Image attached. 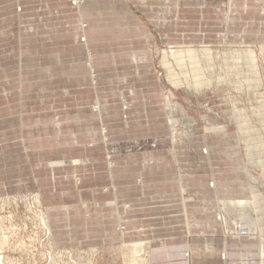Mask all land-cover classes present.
Returning <instances> with one entry per match:
<instances>
[{"label":"rangeland","instance_id":"1","mask_svg":"<svg viewBox=\"0 0 264 264\" xmlns=\"http://www.w3.org/2000/svg\"><path fill=\"white\" fill-rule=\"evenodd\" d=\"M71 1L0 0V31L7 29L8 32L7 38L0 41V66L6 67L4 71L8 73L0 81H10L9 86L18 81L13 88L20 89L11 93L0 91L4 96L10 95L9 103L13 105L12 110L0 111V119L13 117L16 124L22 121L21 125L25 127L36 123L41 127H52V138L57 143L51 145L55 147L70 143L68 134L77 135L80 131L85 134L84 146L92 147L98 142L99 134L102 136L112 124L125 126L133 123L135 127L130 137L136 139L130 140V144L111 147L105 143L104 148L93 152L99 154L97 156L104 160L109 170L113 168L114 159L125 162L120 164L122 166L136 164L137 203L133 204L134 208L130 204L119 206L124 212L133 211L129 216H116V228L120 234L113 233L114 227L103 228L102 240L94 237L90 241L85 238L76 241L73 237L69 241L63 235L58 237L56 227L64 225V221L70 218L81 222L83 227L89 224L96 228L99 221L94 211L83 209L77 211L80 213L52 212L47 215L54 206L43 200L46 193L43 188L0 191V244L3 246L0 247V264H72V261L73 264H125L119 245L145 240L150 264H262L259 238L256 237V241L239 239L235 232L242 221L256 222L264 228V216L252 204V188L257 187L264 195V173L257 167L256 157L252 163L248 162L245 137L237 127L239 113L243 111L253 131L260 132L259 136L256 131L249 132L247 139L249 143L261 142L263 150L260 148L257 153L264 159V58L259 52L264 46V38L255 34L253 37L243 36L242 31L237 36L231 35L227 27L233 0H86L83 5L79 0L80 7ZM215 8L219 10L217 14H214ZM201 9L212 12H200ZM131 16L146 28H137V24L130 22ZM199 24L205 28L197 30ZM244 33L249 34L248 31ZM16 36L23 44L18 53L12 48ZM205 46L214 52V56L237 49L255 51L258 74L248 72L242 60L231 70L219 59L215 62L214 72L207 75L213 83L211 88L198 92L173 89L161 66L162 53L170 48L199 50ZM143 53L151 61H145ZM219 77H225L226 81L219 84ZM254 80H258L257 89L252 84ZM32 92L40 97V102H30L32 97H27ZM20 93L26 98L24 103L19 98ZM166 98L172 103V111L165 106ZM66 126L68 129H64ZM219 127H224L225 131L214 130ZM48 131L49 128L43 129L41 136L49 139ZM73 151L57 149L54 157L50 153L41 157L48 169L70 168L78 185L82 176L76 168L88 164L86 157H79L78 152ZM35 160L39 159L36 157ZM151 165H169L179 175L175 196L168 194L159 201L157 197L149 199L150 205L163 201L167 209L178 206L176 211L167 210L162 215L167 226L181 223L183 226L182 230L170 232L179 242L178 252L173 250L172 257L170 251L162 256L155 251L153 255L151 253L153 241L159 238L169 241L170 236L164 234L168 236L165 238L162 235L166 231L152 229V235H149L144 228L149 226L144 220L150 213L145 212L149 204L143 199V172ZM179 168L184 173L182 183ZM68 178L65 176L64 179ZM255 178L257 181H253ZM235 201L248 202L250 206L241 212L228 203ZM115 235L119 236L116 243L106 239ZM128 236L133 238L129 240ZM154 256L164 258L156 260Z\"/></svg>","mask_w":264,"mask_h":264},{"label":"crops","instance_id":"2","mask_svg":"<svg viewBox=\"0 0 264 264\" xmlns=\"http://www.w3.org/2000/svg\"><path fill=\"white\" fill-rule=\"evenodd\" d=\"M82 1V5L83 3L87 2L86 0ZM21 2L22 1H20V3ZM232 2L233 3H231L229 9L230 11L228 12V21L230 24L227 27V30L230 31L231 35L233 37L235 35L237 36L239 35L237 33L239 31H242L243 36L246 35L249 37H253V35L255 34L256 37L263 39L264 0H233ZM17 3H19V1ZM19 11L22 10L19 9ZM193 12H196V10ZM200 12L209 13L212 11H206L205 9H201ZM217 12H219V10L215 8L214 14H217ZM20 16L18 17L19 22L21 21ZM131 19L132 20H130V22L137 24V28H146L134 16H131ZM4 24L6 25V23ZM196 27L197 30H203L205 28V26L201 24ZM209 28L212 29L211 24H209ZM218 30L220 31V28ZM246 31H248L249 34H245L244 32ZM7 33V29L5 31H0V41L7 38ZM18 34L19 32L17 30V35ZM12 48H15V50L13 51H16V53H18V49L23 48L22 40L19 39V36H16L15 43L12 45ZM5 69L6 67H3V65L0 66V80H4L5 77L3 78V75L8 73V71H4ZM9 82L10 81H0V91L4 90L7 91V93H11L14 91L18 92L20 90L18 87L17 88L19 90L17 88H13L14 86H17L19 84H17L18 81H16V83L12 86H9ZM32 88L31 90H33ZM22 95L23 93H20L19 98L24 103L26 98ZM8 96L0 94V111H7L8 109L12 110L13 105L9 103L11 99L8 98ZM27 98H31V101L29 100L30 102H40V97L38 95H35V93L33 92L32 95H28ZM32 107L33 106H30V108L34 110ZM102 110L103 111L101 114L105 113L104 109ZM21 123L22 121L19 123V125L16 124V121L13 119V117L0 119V191H24L27 189H34L36 187L40 189L43 188L46 191L43 196V200L49 206H54V209H52L53 212H61V210L63 209H76L83 207L87 208L86 211H94L99 221V225L96 228H91L89 224L88 226L83 227L81 222H74L70 218L67 219V221H64V225L59 226V228L56 227L58 237H60V235H63L67 238L75 237L76 241L84 238L86 239V241H90L91 239H94V237H96V239L99 237L100 240H102L101 230L103 228L110 229L113 227H117L116 216L121 214H132V210L130 211L128 209L127 212H124V209L119 206L121 204H130L131 207L134 208L133 204L135 205V203H137L136 200L138 195V188L135 182L136 164L131 165L130 163H128L122 166L120 164H124L125 162L119 163L116 159H114L113 168L109 170L106 168L104 160L97 156L99 155L98 153L94 155L95 152H93V150L97 148L101 150L102 148H104L105 143L111 147H120L122 144L127 143L130 144V140L136 139L130 137V135H132L131 130L133 127H135L133 126V123H127L125 126L121 124H112L106 129V137H104V135L101 136L99 134V140L97 139L98 142L92 147L84 146L85 142L83 141V135L85 134H83L82 131L77 132V135H75L74 133V135L68 134L69 136H67V139H71V142L65 143V145H57L55 147L51 145L57 143V141H53L54 138H52V127H41L40 123L30 124L29 126L25 127L24 125H21ZM64 124L68 125V122H65ZM48 128V133L50 136L49 139H45L43 136H41V134H43L42 130H48ZM64 129H68V127L66 126ZM121 134L128 136H124ZM56 138L59 137L56 136ZM100 140H102V142H100ZM42 143H44V145H41ZM57 149H66L70 152L74 150L75 152H78L79 157L87 158L88 165L84 164L76 168L78 169L77 172L80 171V176H82L80 177L81 181L78 185L73 180V177L71 175L72 171L70 168H56L57 170H53L54 168L48 169L46 167V163H42L41 156L50 153V155L54 157L55 154H57ZM36 157L39 159L38 161L35 160ZM34 160L37 161L38 164L35 163ZM144 171L145 172H143V199L146 204H149L148 206L146 205L147 208L145 207V212H147L148 214L150 213V215H147L148 217L144 220L145 224H149V226L144 228L146 232L149 233V235H152L150 234L152 229H162V231H166L162 235L167 234L171 237L169 241L166 242L161 241L160 238L157 241H153L151 243L153 249L151 253L153 255L155 251V247H153L154 245H157L158 247L159 245L163 244L161 245L163 248L162 250H169V256L172 257L173 250L178 252V250L176 249H178L177 244L179 242L177 243L172 238L173 236L170 232L182 230L183 226L182 223L181 225L170 224L167 226L166 223L168 222L165 221L166 219L162 215L168 211H176L178 206L167 209L163 205V201L161 204L150 205L151 203L149 199L157 197L159 198L157 201H159L163 200V197L165 198L168 194H173L175 196L179 185V175L176 172V169L169 165H151L150 167H148V169ZM106 172H108V179L106 177ZM65 176H69V178L64 179ZM10 183L14 186H9L8 184ZM52 183H54V185H51ZM108 204L111 205L109 206ZM77 211H72L71 214ZM89 222L93 223L91 221H88V223ZM61 227L64 228V231L60 230ZM135 235L136 233L134 232V236ZM168 236H165V238H167ZM128 238L130 240L133 237L128 236ZM154 258L157 260L162 259L164 257L157 256L156 258L154 256Z\"/></svg>","mask_w":264,"mask_h":264},{"label":"bare ground","instance_id":"3","mask_svg":"<svg viewBox=\"0 0 264 264\" xmlns=\"http://www.w3.org/2000/svg\"><path fill=\"white\" fill-rule=\"evenodd\" d=\"M71 3L77 5V7H80V1L79 0H73L71 1ZM226 6V5H225ZM227 7V6H226ZM229 7V6H228ZM86 31V30H85ZM86 33V32H84ZM223 40V39H222ZM206 44V43H204ZM208 44V43H207ZM223 44V43H222ZM171 46V45H170ZM212 47V46H211ZM256 48V47H255ZM167 50V49H165ZM255 50V49H254ZM216 51V50H215ZM219 51V50H218ZM162 52V51H161ZM258 51H256L257 53ZM260 52V56L262 58H264V46L260 48L259 50ZM214 53V52H213ZM212 53V50L209 49L208 47H204L203 49H199V50H195V49H191V48H178V49H173L170 48L168 51H164L162 53V61H161V66L164 69L165 73H166V79L167 82L172 86L173 89L178 90V89H182V88H186L191 91H195L198 92L204 88H211L212 86V80L210 79V77H208L207 75H209V73H213L215 68H216V61L219 59H222L224 62V66H226L227 69H231L233 70V68H235L236 66H234L235 64H237L239 61H244V63L246 64L247 68H248V72H250L251 74L257 73V67H256V54L255 51L251 50V49H237V50H231V51H227V52H223L222 55H217L214 56ZM144 56V60L145 61H151L149 59V57L147 56L146 53H143ZM217 54V53H216ZM127 58H129L130 56L128 54H125ZM135 54H133L132 59L135 58L134 56ZM134 57V58H133ZM260 59V57H258ZM135 60V59H134ZM137 60V59H136ZM261 60V59H260ZM230 61V63H229ZM260 62V61H259ZM204 63V66H203ZM219 63V62H218ZM262 63V62H261ZM153 64V63H152ZM264 66V63H263ZM264 69V68H263ZM262 69V70H263ZM222 74V73H221ZM264 74V73H263ZM215 76V75H214ZM262 76V75H261ZM264 79V77H263ZM226 81L225 77H219L218 78V83L221 84V82ZM258 80H254L252 82V84H254L255 88L257 89V87L259 86V83L257 82ZM263 83V82H262ZM218 86V85H217ZM222 86V85H221ZM215 90V89H214ZM226 90V89H225ZM243 90V89H242ZM211 91V90H210ZM216 91V90H215ZM171 94V93H169ZM238 95V94H237ZM262 95V94H261ZM172 96V95H171ZM170 96V97H171ZM235 96V95H234ZM169 97V98H170ZM246 97V96H245ZM264 98V96H262ZM163 98V97H162ZM167 100V98L165 99V106L167 109H169L170 111L173 110V106L172 103L170 102V100ZM173 98V97H172ZM248 98V97H247ZM239 102V101H238ZM248 102V101H247ZM233 103V102H232ZM163 105V104H162ZM235 105V104H234ZM177 107V106H176ZM239 107V106H238ZM242 107V106H241ZM249 108L251 106H248ZM253 108V107H252ZM98 109V108H97ZM176 109V108H175ZM244 109V108H243ZM260 109V108H259ZM258 109V110H259ZM100 111V110H99ZM260 112V111H259ZM264 112V111H263ZM258 113V112H257ZM247 114V113H246ZM241 117L243 118V120L241 119ZM240 120H237V127L240 131V133L243 135V137H245V144H246V150H247V154L246 157L248 159L249 163H252V159H254L255 157L257 158V167H259L262 172L264 173V159H262L259 154L257 153L258 150H260V148H262L261 150H263V145L261 144V142H255V143H249L250 141L247 139V135L249 134V132L253 131V128L251 127V123L248 120L249 118L243 113V111H241L239 113V117ZM251 119V118H250ZM262 119L264 121V115H262ZM254 121V120H253ZM261 122V121H260ZM176 123V121L174 122V124ZM173 124V125H174ZM172 125V127H173ZM254 125V124H253ZM171 127V128H172ZM174 132L176 133L175 129H173ZM215 131H220V132H224L225 128L224 127H219L214 129ZM256 131V136H259V133L257 130ZM253 131V132H254ZM105 131H103V135L105 137ZM174 135V133H173ZM175 137V135L173 136V138ZM258 138V137H257ZM175 139V138H174ZM176 140V139H175ZM174 144V151H176L177 154V147H176V143L173 142ZM172 145V144H171ZM172 149V148H171ZM95 163V162H94ZM98 163V162H97ZM241 163V162H239ZM244 163V161H243ZM88 164V163H87ZM254 164V162H253ZM75 165V164H74ZM107 165V164H106ZM181 163H179L178 161V166H180ZM241 165V164H240ZM65 166V165H63ZM57 167V166H56ZM53 168V167H52ZM74 168V167H73ZM56 169V168H55ZM53 169V170H55ZM256 169V168H255ZM57 170V169H56ZM48 171V170H46ZM179 174H180V183H182V177L184 175L183 170L179 168ZM247 177V176H246ZM253 181H257V179L255 178ZM187 183V182H186ZM185 183V185H186ZM192 185V184H191ZM182 189V188H181ZM218 192V191H217ZM252 196H253V206H256V211H258L259 209L261 210L263 216H264V195L261 194L258 191L257 187L252 188ZM116 197V196H115ZM235 197V196H234ZM116 199V198H115ZM114 199V200H115ZM5 201V200H4ZM30 201V200H29ZM188 201V200H187ZM233 201V200H232ZM185 204V202H183ZM226 203V202H225ZM229 205L231 204L232 206H235V209H239L241 210V212H245L247 206H250V203L248 202H228ZM17 204V203H16ZM76 204V203H75ZM74 204V205H75ZM251 204V205H252ZM34 205V204H33ZM109 205V204H108ZM111 205V204H110ZM109 205V206H110ZM226 205V204H225ZM29 206L31 207V205L29 204ZM108 206V207H109ZM5 207V205H4ZM234 208V207H233ZM34 209V208H33ZM59 209V208H58ZM86 210L87 208H76V209H63L61 210L62 213H69L71 214L72 211H77V210ZM39 210V209H38ZM36 211V210H35ZM42 211V210H40ZM39 211V212H40ZM237 211V210H236ZM255 211V210H254ZM44 212V211H43ZM53 211H48L47 215H49V213H52ZM238 212V211H237ZM242 214V213H241ZM36 215V214H35ZM40 215V214H39ZM38 215V216H39ZM246 216V214H244ZM244 216V217H245ZM11 217V216H10ZM44 217V216H43ZM243 217V218H244ZM38 218V217H37ZM226 219V218H225ZM1 220V219H0ZM7 220V219H6ZM231 220V219H230ZM44 221V220H43ZM45 222V221H44ZM43 222V223H44ZM247 222V221H246ZM245 221L240 222V226L239 229L236 230L235 234L237 235V237L239 239H246V240H255L256 241V237L259 238V245H260V256L262 257L261 263H264V228L259 227L256 222H254L253 224H248ZM12 223V222H11ZM14 223V222H13ZM42 223V222H41ZM15 224V223H14ZM46 224V223H45ZM20 225V224H19ZM40 225V224H39ZM42 225V224H41ZM222 225V224H221ZM36 226V224H35ZM45 225H43L42 227H44ZM227 226V225H226ZM6 227V226H5ZM230 227V226H229ZM27 228V227H26ZM191 228V227H190ZM38 229V228H37ZM36 229V230H37ZM4 230V229H2ZM14 230V229H13ZM16 230V229H15ZM20 230V229H19ZM117 228L114 229V234H120L119 230H117ZM18 231V230H16ZM22 232V231H21ZM47 232V231H46ZM45 232V233H46ZM139 232V231H137ZM11 233V232H10ZM9 233V234H10ZM15 233V231H14ZM23 233V232H22ZM112 233V234H113ZM136 233V232H135ZM226 233V232H225ZM5 234V233H4ZM20 234V233H19ZM7 235V234H6ZM43 235V234H42ZM50 235V234H49ZM233 235V234H232ZM8 236V235H7ZM11 236V235H10ZM16 236V233H15ZM18 236V235H17ZM133 236V235H132ZM141 236V235H139ZM2 237V236H1ZM0 237V238H1ZM5 237V236H4ZM125 237V236H124ZM205 237V235H204ZM236 237V238H237ZM34 238V237H33ZM46 238V237H44ZM57 238V237H56ZM55 238V240H56ZM118 238L116 235L115 237H106V239L110 242V243H116L118 241ZM136 238V237H135ZM141 238V237H140ZM10 239V238H9ZM41 239V238H40ZM49 239V238H48ZM53 239V238H52ZM51 239V240H52ZM117 239V240H116ZM137 239V238H136ZM135 239V240H136ZM142 239V238H141ZM8 240V239H7ZM18 240V239H17ZM22 240V239H21ZM73 240V238H69V241ZM104 240V238H103ZM125 240V239H124ZM19 241V240H18ZM17 241V242H18ZM23 241V240H22ZM29 241V240H28ZM105 241V240H104ZM146 241V240H145ZM143 241L140 243H132V244H126V242H124L123 244L119 245L120 248H118L119 250L123 251V256H124V261L125 264H150L149 263V248L147 247V243ZM148 241V240H147ZM13 242V240H12ZM38 242V241H37ZM135 242V241H133ZM25 243V242H24ZM53 243V242H52ZM55 243V242H54ZM146 243V244H145ZM163 243V242H161ZM8 244V243H7ZM32 244V243H31ZM30 244V245H31ZM34 244V243H33ZM40 244V243H39ZM54 244H52L53 246ZM163 245V244H161ZM159 245L157 247V245L153 246L155 247V253H157L158 255L162 256L165 253H168L169 250H162V246ZM2 246V244H0V247ZM9 246V245H8ZM33 246V245H32ZM43 246V245H40ZM45 246V244H44ZM51 246V247H52ZM58 246V243H57ZM56 246V247H57ZM3 247V246H2ZM14 247V246H13ZM16 247V246H15ZM47 247V246H46ZM45 247V248H46ZM6 248V247H4ZM8 248V247H7ZM27 248V247H26ZM43 248V249H45ZM112 248V246H111ZM14 249V248H13ZM42 249V248H41ZM53 249V248H52ZM102 249V248H101ZM104 249V248H103ZM115 249V248H114ZM117 249V250H118ZM1 250V249H0ZM9 249H7L8 252ZM21 250V249H20ZM27 250V249H26ZM118 250V251H119ZM6 251V249H5ZM25 251V250H24ZM47 251V250H46ZM54 251V250H53ZM62 251V250H60ZM75 251V250H74ZM81 251V250H80ZM112 251V250H111ZM117 251V252H118ZM5 252V253H7ZM27 252V251H25ZM44 252V251H43ZM55 252V251H54ZM54 252H51L54 254ZM68 252V251H67ZM90 253V250L88 251ZM96 252V251H95ZM116 252V251H115ZM4 253V252H3ZM45 253V252H44ZM49 253V251L47 252ZM62 253V252H61ZM74 253V252H72ZM76 253V252H75ZM74 253V254H75ZM94 253V252H93ZM111 253V252H110ZM68 254V253H67ZM86 254V253H85ZM92 254V253H91ZM118 254V253H117ZM48 255V254H47ZM55 255V254H54ZM60 255V254H59ZM63 255V254H62ZM88 255V254H87ZM96 255V254H95ZM2 256V255H1ZM33 256V255H32ZM46 256V254H45ZM65 256V254H64ZM70 256V254H69ZM77 256V254H76ZM115 256V255H114ZM55 257V256H54ZM61 257V256H60ZM63 257V256H62ZM61 257V258H62ZM82 257V256H79ZM116 257V256H115ZM50 258V257H49ZM52 258V256H51ZM57 258V255H56ZM60 258V259H61ZM68 258V257H67ZM88 258V257H87ZM92 258V255H91ZM3 259V258H2ZM7 259V258H6ZM69 259V258H68ZM71 259V258H70ZM114 259V258H113ZM55 260V259H54ZM85 260V259H83ZM89 260V259H87ZM94 260V259H93ZM115 260V259H114ZM5 261V260H3ZM9 261V259H8ZM49 261V260H48ZM56 261V260H55ZM67 261V260H64ZM86 261V260H85ZM74 261H72L73 264ZM91 262V261H89ZM88 262V263H89ZM94 262V261H93ZM123 262V261H122ZM2 263V262H1ZM11 263V262H10ZM50 263V262H49ZM48 263V264H49ZM65 263V262H64ZM75 263V262H74ZM96 263V262H95ZM59 264V263H58ZM66 264V263H65ZM81 264V263H80Z\"/></svg>","mask_w":264,"mask_h":264}]
</instances>
